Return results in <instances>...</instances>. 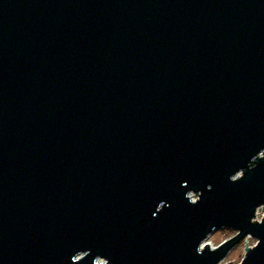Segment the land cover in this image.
<instances>
[{
    "label": "water",
    "instance_id": "obj_1",
    "mask_svg": "<svg viewBox=\"0 0 264 264\" xmlns=\"http://www.w3.org/2000/svg\"><path fill=\"white\" fill-rule=\"evenodd\" d=\"M262 207L264 0H0V264H264Z\"/></svg>",
    "mask_w": 264,
    "mask_h": 264
},
{
    "label": "rangeland",
    "instance_id": "obj_2",
    "mask_svg": "<svg viewBox=\"0 0 264 264\" xmlns=\"http://www.w3.org/2000/svg\"><path fill=\"white\" fill-rule=\"evenodd\" d=\"M193 200H197L198 197L196 195H192ZM264 208H260L254 221L261 222L264 217V212L262 211ZM237 235L236 231L230 229H221L214 232L209 239L207 240V244L210 245L212 249L217 248L225 242H228L232 238ZM246 241L247 247H253L256 245L257 241L251 237H248L246 240L242 241L239 245H237L228 255V257L221 264H240L245 255H246Z\"/></svg>",
    "mask_w": 264,
    "mask_h": 264
},
{
    "label": "built area",
    "instance_id": "obj_3",
    "mask_svg": "<svg viewBox=\"0 0 264 264\" xmlns=\"http://www.w3.org/2000/svg\"><path fill=\"white\" fill-rule=\"evenodd\" d=\"M195 201V200H194Z\"/></svg>",
    "mask_w": 264,
    "mask_h": 264
}]
</instances>
